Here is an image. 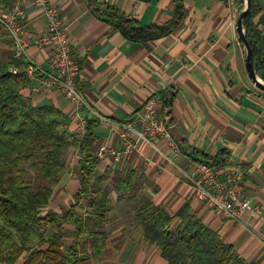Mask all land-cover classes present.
Listing matches in <instances>:
<instances>
[{"label":"crops","instance_id":"0c3cea01","mask_svg":"<svg viewBox=\"0 0 264 264\" xmlns=\"http://www.w3.org/2000/svg\"><path fill=\"white\" fill-rule=\"evenodd\" d=\"M48 1L60 9L71 52L80 64L77 86L87 106L78 113L79 119L87 121L98 115L110 122H100L94 131L95 155L102 147L121 152L111 124L136 119L151 97L160 99L165 92L174 96L168 128L179 156L175 159L164 142H159V152L139 143L127 157L117 159L106 152L98 158V172L133 171L152 205L170 217L189 205V212L216 232L238 257L247 264H264V94L254 90L245 70V50L236 32L240 0H182L187 10L183 23L170 35L147 43L126 41L111 23L95 16L85 0ZM99 2L117 7L142 26H162L174 11L173 0ZM24 21L35 34L46 28L41 11L30 6L24 11ZM11 48V39L0 26V65L11 69L33 61L41 71H50L47 47L32 45L22 60L14 59ZM40 77L37 72L26 78L20 92L31 105L53 106L67 119L61 131L66 132V151L73 155L74 172L62 175L57 187L73 189L68 208L79 189L82 136L77 134L78 118L71 117V104L57 91L42 87ZM186 146L209 156L228 152L226 169L242 173L243 198L249 204L238 220L222 219L196 200L182 175L193 173L195 167L180 149ZM110 201L105 236L98 241L103 249L82 264H166L155 246L143 241L141 230L129 223L115 193ZM78 213H84L83 207Z\"/></svg>","mask_w":264,"mask_h":264},{"label":"trees","instance_id":"16d2710c","mask_svg":"<svg viewBox=\"0 0 264 264\" xmlns=\"http://www.w3.org/2000/svg\"><path fill=\"white\" fill-rule=\"evenodd\" d=\"M85 2L95 16L111 23L132 43L152 42L170 35L187 15L183 1L173 0L169 22L142 26L113 5L99 0ZM240 5L241 12L244 0H240ZM242 24L252 51L253 69L264 81V2L250 0V11ZM26 82L23 75H12L7 66L0 65L1 264H82L91 255L97 256L103 249L98 241L105 236L103 229L109 222L112 193L117 195V203H123L129 223L141 230L143 241L155 246L166 264H247L216 232L189 212V205L170 217L142 194L133 171L106 169L100 174L99 159L92 151L99 121L93 116L87 118L79 141V189L73 202L60 212L49 209L53 190L66 170L68 139L61 128L67 119L53 106L31 105L20 92ZM173 98L170 92L160 96L159 115L167 128ZM180 149L195 164H205L213 170L229 165L225 150L209 156L187 146ZM26 166L39 177L35 185H31ZM81 207L83 214L78 213ZM68 227L73 229L68 231Z\"/></svg>","mask_w":264,"mask_h":264},{"label":"built area","instance_id":"2783aa9c","mask_svg":"<svg viewBox=\"0 0 264 264\" xmlns=\"http://www.w3.org/2000/svg\"><path fill=\"white\" fill-rule=\"evenodd\" d=\"M30 6L41 11L46 22V28L41 34H35L28 29L24 21V11ZM0 26L12 42L14 59L22 60L29 47H47L46 56L48 72L41 71L33 61L25 62L20 67H12V75H23L31 79L40 72V83L48 90L57 91L73 108V116L78 118L77 134L83 136L87 121L78 117L85 108L86 101L78 89L80 64L72 54L67 35V25L61 16L60 9L48 0H0ZM161 102L159 98L146 100L140 115L130 121L115 123L112 131L116 135L121 152L114 153L108 148H100L96 156L102 157L106 152L115 158L129 156L139 143H146L154 151L159 152V142H164L176 159L179 148L172 140L171 134L159 115ZM99 123H109V120L95 115ZM191 184L196 200L203 202L218 217L236 221L241 214L249 209L248 201L243 198V175L237 169L226 167L211 169L205 164H195L191 174L182 172Z\"/></svg>","mask_w":264,"mask_h":264},{"label":"rangeland","instance_id":"374dc122","mask_svg":"<svg viewBox=\"0 0 264 264\" xmlns=\"http://www.w3.org/2000/svg\"><path fill=\"white\" fill-rule=\"evenodd\" d=\"M239 14H240V11H239ZM258 78H260V77L258 76ZM263 83H264V81H263ZM252 87L257 92H261L257 88H255L253 84H252ZM69 155H70V157H69ZM72 156H73L72 153L68 154V152L65 151L64 160L68 161V164L66 166L67 167V171L65 170L63 175H65L66 172H69V173L70 172H72V173L74 172V160L71 161ZM26 168L28 170V175H29V180L31 182V185H33V184L35 185L38 182L39 177L37 176L36 172L33 171V170H30L28 166H26ZM72 193H73V189L72 188L70 189L68 186H65V187H61L60 186V188L57 187L55 189V191H54V194L52 196V200L50 201L48 208L52 209V210H55L57 212L65 209L68 206L69 202H70V197H71ZM71 229L72 228L69 227V231Z\"/></svg>","mask_w":264,"mask_h":264},{"label":"water","instance_id":"95a60500","mask_svg":"<svg viewBox=\"0 0 264 264\" xmlns=\"http://www.w3.org/2000/svg\"><path fill=\"white\" fill-rule=\"evenodd\" d=\"M249 11H250V0H244V7L241 10L238 20L236 22V32L238 36V42L242 45V47L245 50L244 64L248 79L254 85L255 88H257L259 91L264 93V83L260 78H258V76L256 75L253 69L252 51L248 42L245 39L244 30H243L242 23L244 18L249 13Z\"/></svg>","mask_w":264,"mask_h":264}]
</instances>
